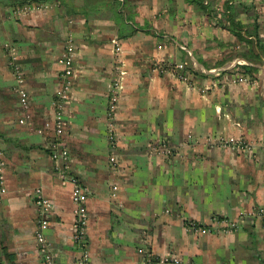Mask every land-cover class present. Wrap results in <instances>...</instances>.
I'll list each match as a JSON object with an SVG mask.
<instances>
[{"label":"crops","instance_id":"obj_1","mask_svg":"<svg viewBox=\"0 0 264 264\" xmlns=\"http://www.w3.org/2000/svg\"><path fill=\"white\" fill-rule=\"evenodd\" d=\"M10 1L0 0V264H41L33 237L38 182L51 200L45 236L54 264H80L68 175L88 187L89 264H144L139 246L157 259L180 257L157 264H264V0H240L236 33L186 0H138L137 30L127 37L110 18L75 13L83 0L69 7L45 0L18 15ZM68 40L77 79L66 110L71 157L59 172L49 146ZM10 47L24 71L26 109L14 89ZM116 59L126 73L111 137ZM177 62L190 80L159 70ZM246 65L251 75L234 80ZM229 135L246 147L218 142ZM220 218L235 220V228L225 230Z\"/></svg>","mask_w":264,"mask_h":264},{"label":"built area","instance_id":"obj_2","mask_svg":"<svg viewBox=\"0 0 264 264\" xmlns=\"http://www.w3.org/2000/svg\"><path fill=\"white\" fill-rule=\"evenodd\" d=\"M29 9V6L14 7L10 14L18 15ZM114 52L120 53L121 47L118 40H114ZM9 64L15 76L14 89L19 95V101L23 108L28 107V93L24 86L25 75L20 64L17 61V55L15 47H10L9 51ZM61 63V87L58 91L57 98L54 101V112L52 116V129L54 131V138L49 146V154L51 159L55 163V169L59 172H63L67 168V163L70 160L71 153L66 142L67 134V122H66V110L68 104L73 99L77 67H76V51L71 40H68L62 55L59 59ZM158 67V66H157ZM114 68L116 69L115 75L112 77L110 85V93L107 104V116L109 119L108 129L112 137L113 129L116 128V109L121 97V88L123 86V76L126 73L123 68V63L116 59ZM160 71H169L174 73L178 78L188 81L191 76L185 69L183 62H177L169 65L166 63L159 64ZM234 80L242 81L247 80L244 75L234 77ZM23 122V119H20ZM218 142L223 145H228L237 149H244L246 147L244 139L241 137L229 135L218 137ZM113 156L110 157V161H114ZM5 160L0 150V196L6 191L5 186ZM72 185L71 197L74 205V219L73 230L74 239L81 247V256L79 258L80 264H89L88 251L85 244V231L88 220V187L85 183L80 181L74 175H68L67 178ZM32 198L36 206L38 217L36 219V225L33 231V237L35 241V248L40 257L41 264H54L53 254L51 252L49 242L45 236V230L48 227V212L51 207V200L45 196L41 184L38 182L32 189ZM258 213L264 218V207H260ZM217 222L221 223L225 230L230 231L236 226V221L233 219L220 218ZM186 226L191 227L194 230H198L200 226L192 220L185 221ZM264 227V222L263 225ZM138 253L143 256L144 264H157L158 261L164 262H178L180 260L179 255L174 253H168L161 259H157L154 255L143 246L137 248Z\"/></svg>","mask_w":264,"mask_h":264},{"label":"trees","instance_id":"obj_3","mask_svg":"<svg viewBox=\"0 0 264 264\" xmlns=\"http://www.w3.org/2000/svg\"><path fill=\"white\" fill-rule=\"evenodd\" d=\"M45 0H11L9 3L14 7L33 5L41 3ZM67 7L74 0H60ZM138 0H83V5L74 9L75 13H80L84 16H98L107 17L114 20L119 37H127L133 34L137 27L134 26V10ZM193 4L196 10L206 13L211 19H215V22L227 27L233 32H238V29L242 28V25L237 21V7L242 6L240 0H224L223 6L218 5L217 0H186ZM217 6H220L217 8ZM130 20V23H128ZM245 72L243 75H251L254 67L246 65L244 66ZM186 69V68H185ZM235 70V73L240 72ZM188 72V71H187Z\"/></svg>","mask_w":264,"mask_h":264},{"label":"rangeland","instance_id":"obj_4","mask_svg":"<svg viewBox=\"0 0 264 264\" xmlns=\"http://www.w3.org/2000/svg\"><path fill=\"white\" fill-rule=\"evenodd\" d=\"M218 2H219V0H217ZM219 6H217V8H218Z\"/></svg>","mask_w":264,"mask_h":264}]
</instances>
